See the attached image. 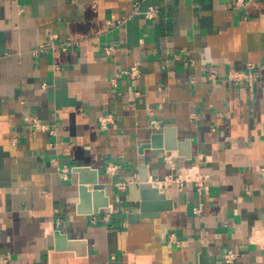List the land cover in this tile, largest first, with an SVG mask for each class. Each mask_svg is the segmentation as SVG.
I'll return each instance as SVG.
<instances>
[{
    "label": "crops",
    "instance_id": "crops-1",
    "mask_svg": "<svg viewBox=\"0 0 264 264\" xmlns=\"http://www.w3.org/2000/svg\"><path fill=\"white\" fill-rule=\"evenodd\" d=\"M143 174L167 205L131 221ZM231 249L264 264V0H0V256L227 264Z\"/></svg>",
    "mask_w": 264,
    "mask_h": 264
},
{
    "label": "built area",
    "instance_id": "built-area-1",
    "mask_svg": "<svg viewBox=\"0 0 264 264\" xmlns=\"http://www.w3.org/2000/svg\"><path fill=\"white\" fill-rule=\"evenodd\" d=\"M139 11V5L136 4L134 7V12H138ZM159 8L155 7V6H150L144 13L145 16L149 19H155L158 17L159 15ZM72 44V41L69 40L67 42V44L63 47L64 49L67 48V45ZM49 47H51V43H46V44H42L39 46L38 50L39 51H45L47 50ZM105 51L107 53H110L112 51V47L111 46H106ZM127 74H130L131 76H137L138 74L141 73V68L138 65H134L130 70L126 71ZM258 74V71H254L252 73L249 74H245L244 72H240V71H235L231 73V76L233 78H248L249 76H253L256 77V75ZM38 125V124H37ZM118 168V165H113V167L111 168V170L115 171ZM112 171V172H113ZM201 179L202 176L196 177L193 179H189L191 182L195 183L196 186H200V187H204V188H208L209 186L203 182ZM180 187H183L185 185L184 182H179ZM201 208H196V213H200ZM240 256V253L234 249L229 250L226 254H225V262L227 264H232L238 257ZM0 264H9V255L8 254H3L0 256Z\"/></svg>",
    "mask_w": 264,
    "mask_h": 264
},
{
    "label": "water",
    "instance_id": "water-1",
    "mask_svg": "<svg viewBox=\"0 0 264 264\" xmlns=\"http://www.w3.org/2000/svg\"><path fill=\"white\" fill-rule=\"evenodd\" d=\"M150 146H156L154 144V140L152 144H149ZM148 145V146H149ZM139 184H138V189L140 190V200H141V211L140 213H132L129 218L131 221H137V219L141 217H146L149 215L150 212H147L152 203L150 202L153 199H157V203L163 204L161 201L166 198V195L159 190L158 187L154 186V184L148 179L146 174L142 175L139 179ZM136 187V186H135ZM163 205H167V203H164ZM169 208L165 209H170V202L168 203ZM166 207V206H164Z\"/></svg>",
    "mask_w": 264,
    "mask_h": 264
}]
</instances>
